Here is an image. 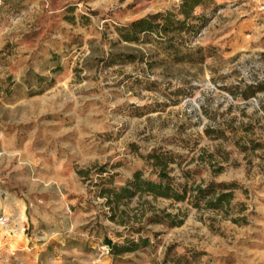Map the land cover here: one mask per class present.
<instances>
[{"label": "rangeland", "instance_id": "1", "mask_svg": "<svg viewBox=\"0 0 264 264\" xmlns=\"http://www.w3.org/2000/svg\"><path fill=\"white\" fill-rule=\"evenodd\" d=\"M180 1L0 0V190L24 218L27 241L1 250L0 264H264V92L231 93L264 84V0H213L207 24L185 37L199 64L173 63L152 36L119 41L116 28L175 12ZM119 53L143 62L107 65ZM248 140L263 147L242 153ZM153 151L179 156L177 179L188 170L197 183L235 182L246 224L151 198L127 209L181 211L183 224L144 221L134 233L110 221L96 176L90 184L77 171L103 166L117 187L137 170L154 179L140 157ZM204 152L211 163L199 160ZM140 236L149 247L117 260L103 245Z\"/></svg>", "mask_w": 264, "mask_h": 264}, {"label": "trees", "instance_id": "2", "mask_svg": "<svg viewBox=\"0 0 264 264\" xmlns=\"http://www.w3.org/2000/svg\"><path fill=\"white\" fill-rule=\"evenodd\" d=\"M216 9L213 0H181L175 12L149 15L116 28L115 31L120 42L131 45L145 44L144 38L152 36L156 48H159L162 54L173 63L199 64L203 61L202 57L186 48L185 37L199 32L207 24V15L215 12ZM107 61V65L143 62L133 53L110 54ZM263 92L264 84L257 83L231 93L235 97L240 96L243 100H248ZM177 94L182 95L183 93L177 92ZM261 111L264 116V105L262 104ZM239 127L245 135L252 133L253 126L250 123L241 124ZM227 129L233 133L237 130L235 125H228ZM204 132L207 137L225 138V132L222 130L206 129ZM238 147L242 153H247L248 151L255 152L263 145L260 142L248 140L247 144H239ZM201 156L199 158L201 162L211 163L213 156L205 152ZM140 157L151 169L155 176L154 179L149 176L145 177L141 170H137L123 185L117 187L114 185L113 175L103 166L77 171L78 176L83 181H89L90 184L93 182L92 175L96 176L93 186L96 188L97 197L104 200V205L110 212V221H115L134 233H141L145 230L144 221L146 225L159 224L168 228H178L183 224L186 215L181 211L171 214L165 210H150L151 213L147 215V211L142 210L143 205L134 210L127 209L128 203L134 199L140 205L141 200L151 198L155 201H166L171 206L181 204L195 211L221 214L235 225L246 224L243 213L245 205L242 202H234L235 191L240 189L235 182L230 184H217L213 181L197 183L193 179V174L188 170H181V180L177 179L171 173L174 166H179L180 158L172 151H153ZM215 170L219 172L221 167L218 166ZM103 245L108 248L110 257L117 260L126 254H133L148 248L150 242L148 238L142 236L137 239H125L121 244L104 238Z\"/></svg>", "mask_w": 264, "mask_h": 264}, {"label": "crops", "instance_id": "3", "mask_svg": "<svg viewBox=\"0 0 264 264\" xmlns=\"http://www.w3.org/2000/svg\"><path fill=\"white\" fill-rule=\"evenodd\" d=\"M14 204L8 202L7 194L0 190V217H8L10 225L0 227V251L19 250L27 246V241L22 238L20 230L23 227L24 218L20 214H14Z\"/></svg>", "mask_w": 264, "mask_h": 264}, {"label": "built area", "instance_id": "4", "mask_svg": "<svg viewBox=\"0 0 264 264\" xmlns=\"http://www.w3.org/2000/svg\"><path fill=\"white\" fill-rule=\"evenodd\" d=\"M261 10L264 11V5L261 6ZM10 219L8 217H0V227H4L9 223ZM24 228L20 230L21 233H24Z\"/></svg>", "mask_w": 264, "mask_h": 264}]
</instances>
